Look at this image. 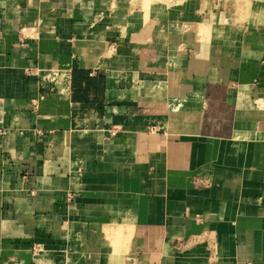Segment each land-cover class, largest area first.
<instances>
[{
	"label": "crops",
	"instance_id": "obj_1",
	"mask_svg": "<svg viewBox=\"0 0 264 264\" xmlns=\"http://www.w3.org/2000/svg\"><path fill=\"white\" fill-rule=\"evenodd\" d=\"M113 258L264 264V0H0V264Z\"/></svg>",
	"mask_w": 264,
	"mask_h": 264
},
{
	"label": "rangeland",
	"instance_id": "obj_2",
	"mask_svg": "<svg viewBox=\"0 0 264 264\" xmlns=\"http://www.w3.org/2000/svg\"><path fill=\"white\" fill-rule=\"evenodd\" d=\"M116 249H117V246H116ZM111 264H115V259L114 258L112 259Z\"/></svg>",
	"mask_w": 264,
	"mask_h": 264
}]
</instances>
